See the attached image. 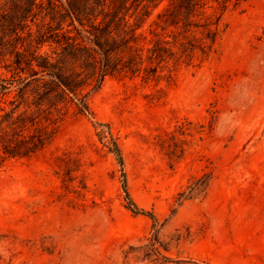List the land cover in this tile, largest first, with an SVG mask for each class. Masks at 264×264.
<instances>
[{"label": "rangeland", "instance_id": "1", "mask_svg": "<svg viewBox=\"0 0 264 264\" xmlns=\"http://www.w3.org/2000/svg\"><path fill=\"white\" fill-rule=\"evenodd\" d=\"M223 23L172 82L108 76L94 118L0 165V264H264V0Z\"/></svg>", "mask_w": 264, "mask_h": 264}, {"label": "trees", "instance_id": "2", "mask_svg": "<svg viewBox=\"0 0 264 264\" xmlns=\"http://www.w3.org/2000/svg\"><path fill=\"white\" fill-rule=\"evenodd\" d=\"M246 0H4L0 8V165L29 158L108 76L172 82L217 52L223 16ZM94 124H99L94 121ZM115 154L122 157L115 144ZM126 207L147 216L124 185Z\"/></svg>", "mask_w": 264, "mask_h": 264}]
</instances>
